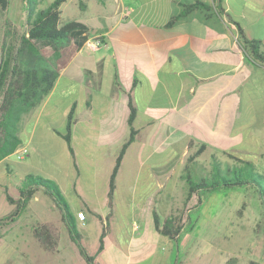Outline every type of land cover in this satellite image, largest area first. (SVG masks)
<instances>
[{
  "label": "crops",
  "instance_id": "obj_1",
  "mask_svg": "<svg viewBox=\"0 0 264 264\" xmlns=\"http://www.w3.org/2000/svg\"><path fill=\"white\" fill-rule=\"evenodd\" d=\"M68 1L74 3L76 11L83 12L84 15L71 20L88 25L87 38L78 48L72 40L58 48V79L55 88L38 107L24 115L20 126L25 128L32 125L29 126V136L24 138L25 142L21 145L27 147L25 157L31 155L37 147L44 153V157L51 158L45 143L52 141V130L64 139L61 132L66 127L71 108V146L81 142L86 136V130H95L96 137L93 138L94 142L91 139V148L88 153H82L85 158L83 160L88 162L92 180L89 193L75 187L76 182L73 187L59 188L66 198L69 212L76 219L80 241L87 252L94 241L89 231L92 219L95 218L102 231H105L103 248H98L100 234L97 240L98 252H88L93 256H101V252L113 248L108 245V231L117 176L114 197L109 204L108 189L96 183L95 178L100 172L95 171V162L103 160L113 165L119 147L128 138V95H131L137 106L134 121L137 134L134 141L137 137L148 138V142L155 138L156 144L152 143V151L167 152L176 147L181 150L199 148L205 144L204 150L216 148L227 152L234 147L235 136L242 137L241 142L246 145L251 137L245 125H235V120L237 122L245 111L244 106L253 115V119L262 114L264 121V64L254 61L245 47L250 40L264 44V0H66L60 6V19L67 12L64 4ZM195 1H201L209 7L195 8L178 17L172 25H167L171 17L180 14L184 5ZM235 21L241 26L242 34ZM94 40L100 42L96 48L89 46ZM65 47H70L67 55L64 53ZM63 85L67 88L64 96L67 98L68 109L63 125L56 129L52 126L58 106H54L51 100ZM140 99L146 102L144 107ZM158 108L162 111L154 114ZM149 109L152 113H148ZM171 115L176 118L175 122L171 121ZM42 118L44 122L40 130L43 137L36 139V130ZM145 126L153 128L147 130ZM218 136L223 140H217ZM86 140L89 141V137ZM100 155L102 157L98 159ZM169 156L161 165L168 164ZM71 159V169L75 168L78 174L74 153H71ZM4 162H0V172L4 166L11 171V177L4 186L5 195L9 193L17 198V185L28 173L23 171L15 175L12 171L14 166ZM90 162L93 164L91 168ZM138 164L135 174L137 178L141 175L139 168L146 163L139 159ZM101 166L105 167L106 163ZM153 170L156 169L148 171L156 177ZM66 173L71 177L67 168ZM146 192V198L143 196L139 201L131 200L129 203L138 219L131 223L130 240L123 249L128 258L139 249L135 242L140 239L136 233L142 225L141 219L153 223V208L149 204L155 191ZM71 193L76 199L74 205L68 200ZM78 211L85 214L84 224L77 217ZM24 216L26 219L22 221ZM62 216V210L47 192L38 189L19 217L8 223L13 228L0 226V243L7 244L10 252L3 254L0 251V264H65L67 252L61 242L63 236L50 225L51 222H60L69 233ZM41 225L52 228V239L56 241L55 251L45 247L46 229L40 238L35 235V227ZM150 226L155 232L150 241L154 245L161 234H158L153 224ZM68 248L75 257L83 260L75 243L71 242ZM147 250L148 254L155 255V250L149 245ZM35 251L46 252L45 258L56 259V262H45L44 257L39 260L34 256Z\"/></svg>",
  "mask_w": 264,
  "mask_h": 264
},
{
  "label": "rangeland",
  "instance_id": "obj_2",
  "mask_svg": "<svg viewBox=\"0 0 264 264\" xmlns=\"http://www.w3.org/2000/svg\"><path fill=\"white\" fill-rule=\"evenodd\" d=\"M48 1L50 0H42V5L45 6ZM64 8L67 12L60 19L59 24L61 25L69 19L84 15L83 12L76 11L74 3L71 1L64 4ZM26 9L24 0H9L7 8L0 10V58L11 42L9 35L12 33L16 36L19 32L26 30L24 24ZM6 18L10 21V24L7 25V31L5 32L6 24L4 20ZM37 45L40 48V53L47 58L50 57L56 66L54 49L50 45H44L40 42H37ZM64 51L65 54L69 53L70 47H65ZM66 89L65 85H63L51 100L54 106H58L53 117L52 126L56 129L63 125L68 109L67 98L64 96ZM59 92L60 96L58 95ZM140 104L144 107L146 102L140 99ZM245 108L246 106H244L245 111L242 117L237 122L235 120V125L239 126L242 124L248 128V133L251 135L247 142L248 144L241 142L242 137L235 136L233 139L236 143L227 152L218 151L214 148L213 150H205L198 158L201 161L208 160L206 162L208 166L213 164L210 161L212 154H216L222 161H229L230 163H237L231 154L244 160H250L254 163L256 172L263 177L262 182L264 183V121L261 117L263 115L261 114L260 117H254L255 119H253V115L251 116ZM150 110H147L148 113H152ZM161 111L162 109L158 108L153 113L156 114ZM170 119L173 122L176 121V118L172 115ZM43 122L44 119L42 118L36 130V139L43 137L41 135L43 133L40 130ZM29 126L22 128L19 125L18 133L24 138L28 137ZM138 126L140 127V125ZM153 126L145 127L149 130ZM195 130L197 129L195 128ZM95 133V130H86V136L81 142L72 146L76 158L74 162L77 163L79 170L78 174H76L75 168L71 169L73 160L71 159V153L67 151L66 141L53 130L52 141L45 143L51 158L44 157V153L37 147L31 155H27L22 160L17 159L16 155L13 154L8 158L9 161L13 162V165H11L14 166L12 171H14L15 175L22 174L24 171L25 173L54 179L58 182L60 188L64 189L70 185L73 187L76 182L75 187H79L87 193L92 180L87 166L88 162L83 160L85 158L82 153H88L87 151L92 146L91 142L92 140L94 142L96 137ZM87 137H89V141L86 140ZM148 140V138L137 137L124 157L123 166H121L117 175L116 195L111 216L109 217L108 234L110 244L108 243V245L113 248L104 250L103 253L101 252V256L95 255L94 259L100 264H173L176 258H179L181 264L260 263L264 256V201L260 199L256 190L257 187L248 185L238 188H224L218 191L205 192L199 198L192 196L187 199V184L182 178L183 169L188 157L195 152L197 147L182 150L179 147L170 148L167 152L152 151V143L156 144V139L154 138L149 142ZM217 140H223V138L219 137ZM244 149H246L245 152H241ZM166 156H169L168 164L165 166L161 165ZM101 157L102 155L98 159ZM139 159L145 160L146 164L142 166L143 168H139L141 175L137 178L135 174ZM95 163V171L97 173L100 172L95 178L96 183L101 188L104 185L105 189H107L109 170L112 163L104 162L103 160ZM102 163H106V166H101ZM91 165L93 164L90 162V168ZM66 168L70 171L71 177L67 175ZM152 169H156L155 171L153 170L156 177L152 172L149 173L148 170ZM10 173L11 171H8L5 166L3 171L0 172V217L10 214L14 209V206L7 201L4 192V186L9 181V177H11ZM146 191H155L150 198L149 206L158 211L161 222L166 217L174 216L176 223L182 224L180 241L175 243L174 240L160 235L156 244H151L150 241L155 236V232L150 226L152 222L142 218L140 221L142 225H140V229L136 233L141 240L139 239L135 242L139 249L128 258L125 256L123 249L127 241L130 240L131 223L138 219L131 207L132 205H129V203H131V200L139 201L143 196L146 198ZM68 200L71 205L76 202L72 193L69 195ZM25 216L22 221L26 219ZM50 225L55 227L56 231L63 236L61 242L65 246V252H67L65 264H85L81 257H75L69 251L68 247L72 241L65 227L60 222H51ZM2 227L13 228L9 224ZM89 231L94 241L88 252L95 254L96 251L98 252L97 240L102 231L101 225L97 223L95 218L90 223ZM86 243L84 239V244L86 245ZM148 245L155 250L154 256L148 254V250L145 251ZM0 251L3 254H10L5 243H0ZM34 256L38 257L39 260L44 257L45 262H56V259H46V252L35 251Z\"/></svg>",
  "mask_w": 264,
  "mask_h": 264
},
{
  "label": "trees",
  "instance_id": "obj_3",
  "mask_svg": "<svg viewBox=\"0 0 264 264\" xmlns=\"http://www.w3.org/2000/svg\"><path fill=\"white\" fill-rule=\"evenodd\" d=\"M24 1L27 8L24 20L26 30L19 32L16 36L12 33L9 35L11 42L0 58V162L6 161L4 162L6 165H13V162L7 160V157L10 154L12 155L25 142L24 137L18 133L19 125H21L24 115L42 103L46 96L55 88L58 79V72L53 60L40 53L37 42L50 45L54 49L53 53L55 54L60 45L68 40H72L77 48L80 47L86 40V34L89 29L87 24L71 19L62 25L59 24L60 6L66 0H50L45 6L42 5V0ZM8 4L9 0H0V10H5ZM199 7L207 9L209 6L201 1L184 5L180 14L171 17L167 25H172L178 17L184 16ZM4 22L6 24L4 31L6 32L10 21L6 18ZM235 23L239 33L242 34L241 26L237 21ZM245 47L254 61L264 64V44L257 42V40H250L246 42ZM128 98L129 114L127 121L129 135L119 147L114 164L111 167L107 184L109 204L112 203L114 197L116 176L119 167L122 165L126 149L134 141L137 134L134 126L137 106L134 104L131 95H128ZM72 125L71 108V112L67 117L66 127L61 132L62 137L66 140L67 149L71 153H73L71 146ZM204 149H206V145L201 144L188 157L183 169L182 178L187 184V199L192 196L199 198L205 192L253 185V187H257L256 190L260 199L264 201L263 177L256 172L252 161L244 160L231 154L237 163L224 162L216 154H212L210 161L213 164L208 166L206 163L208 160L201 161L198 158L205 151ZM40 188L47 192L56 206L62 210V217L71 241L77 245L85 263L98 264L96 259H94L95 257L87 252L80 241L81 236L76 219L69 212L66 198L61 192L58 182L54 179L35 174H25L17 185L19 196L13 198L9 193L6 194L7 201L14 206V209L10 214L0 217V226L15 221L35 192ZM152 217L153 227L158 234L174 240L175 243L180 241L182 224H177L174 216L166 217L161 222L158 211L153 209ZM45 229L47 230L45 247L47 250L55 251L56 241L52 239V228L41 225L40 227H35L34 233L40 238V236H43ZM104 237L105 231L103 230L98 240L99 250L103 248ZM179 261V258H176L173 264H181ZM250 264H264V256L260 263L252 262Z\"/></svg>",
  "mask_w": 264,
  "mask_h": 264
},
{
  "label": "built area",
  "instance_id": "obj_4",
  "mask_svg": "<svg viewBox=\"0 0 264 264\" xmlns=\"http://www.w3.org/2000/svg\"><path fill=\"white\" fill-rule=\"evenodd\" d=\"M100 44L99 40H94L93 42L89 43V46L92 48L98 47ZM16 155L17 159H23L25 155L27 154V147L24 145L19 146L16 151L14 152ZM77 217L82 220L81 223L84 224L85 221V214L83 211H78L77 212Z\"/></svg>",
  "mask_w": 264,
  "mask_h": 264
}]
</instances>
